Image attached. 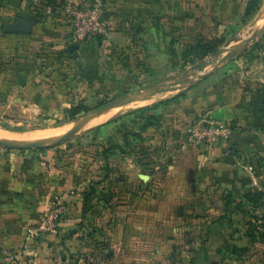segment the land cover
<instances>
[{
  "label": "rangeland",
  "instance_id": "1",
  "mask_svg": "<svg viewBox=\"0 0 264 264\" xmlns=\"http://www.w3.org/2000/svg\"><path fill=\"white\" fill-rule=\"evenodd\" d=\"M99 1L107 28L75 57L62 6L94 0H0L1 133L70 130L107 103L155 92L55 146L0 147L33 164L35 208L64 207L43 240L48 257L10 264H264V197L243 198L264 194V23L254 26L264 0L249 18L251 0ZM16 18L30 34L4 32ZM215 51L235 55L193 70ZM78 104L89 111L68 121ZM201 118L229 133L190 140Z\"/></svg>",
  "mask_w": 264,
  "mask_h": 264
},
{
  "label": "crops",
  "instance_id": "2",
  "mask_svg": "<svg viewBox=\"0 0 264 264\" xmlns=\"http://www.w3.org/2000/svg\"><path fill=\"white\" fill-rule=\"evenodd\" d=\"M61 44L63 46L64 42ZM148 100L149 97H146L126 106L143 104ZM27 164L25 157L0 152V264H10L12 258L19 259L25 254L48 257L51 253L48 244L43 240L52 236H45L31 243L25 239L27 226L43 214L41 209L39 211L35 208L36 188L39 186L36 171L32 163L26 169Z\"/></svg>",
  "mask_w": 264,
  "mask_h": 264
},
{
  "label": "built area",
  "instance_id": "3",
  "mask_svg": "<svg viewBox=\"0 0 264 264\" xmlns=\"http://www.w3.org/2000/svg\"><path fill=\"white\" fill-rule=\"evenodd\" d=\"M62 13L69 24V40L74 45H83L87 41L103 35L107 28L99 0H94L93 4L87 6L74 4L62 6ZM188 133L190 140L196 143L213 144L226 137L229 128L224 123L201 118L190 127ZM63 212L64 207L61 205H55L48 209L35 225L26 228L25 239L32 242L45 236H56ZM24 264H32V261L28 260Z\"/></svg>",
  "mask_w": 264,
  "mask_h": 264
},
{
  "label": "water",
  "instance_id": "4",
  "mask_svg": "<svg viewBox=\"0 0 264 264\" xmlns=\"http://www.w3.org/2000/svg\"><path fill=\"white\" fill-rule=\"evenodd\" d=\"M32 30V24L30 23L29 20H24L22 18H16L14 19V21L10 24L5 25L4 27V32L8 33V34H20V35H28L31 33ZM264 27L260 30V32H263ZM259 32V33H260ZM253 38L257 37V32L253 33ZM69 51L73 52L74 56L77 57L78 56V46L77 45H70L68 48ZM235 55L234 51L228 52V53H223V52H219V51H215L213 53L210 54L209 58L207 59V61H202L201 63H199L198 65H195L193 67V70H197V71H202L204 70L213 59L218 58L220 56H223L226 59H230ZM184 81H187L184 80ZM155 92L151 91L148 93H143V94H139V95H133V96H129L126 98H123L121 100L118 101H113L111 103H107L89 113H87L86 115H84L81 119H79L77 122H75V125L69 130L67 131V133H65V135L63 137H61L60 139L48 144V145H43V142L40 141H34L31 143H26V144H19L16 142H11V141H0V147L1 148H5V149H15V150H29V149H39L42 146H46V147H51V146H55L61 142H64L65 140H67L69 137H71L73 134L77 133L78 131H80L86 124H88L92 119L100 116L101 114H103L106 111H109L113 108L116 107H122L125 105H129L132 102H134L137 97H141V98H146V97H150L152 95H154Z\"/></svg>",
  "mask_w": 264,
  "mask_h": 264
},
{
  "label": "bare ground",
  "instance_id": "5",
  "mask_svg": "<svg viewBox=\"0 0 264 264\" xmlns=\"http://www.w3.org/2000/svg\"><path fill=\"white\" fill-rule=\"evenodd\" d=\"M255 21H256V23H254L255 24L254 26L256 28L262 27V23H264V6H263V9H262L260 15L258 16L257 20H255ZM143 99L144 98L137 97V99L134 102L141 101ZM133 105H138V104H133ZM116 108H119V107H116ZM113 109H115V108H113ZM67 131H69L68 127H59V128H54V129H46L43 131L31 132V133L24 134V135L21 134L18 136L8 135V133H1L0 132V140L16 142L19 144H26V143H31L34 141H40V142H43L42 143L43 145H48V144L60 139L61 137H63L65 135V133H67Z\"/></svg>",
  "mask_w": 264,
  "mask_h": 264
},
{
  "label": "trees",
  "instance_id": "6",
  "mask_svg": "<svg viewBox=\"0 0 264 264\" xmlns=\"http://www.w3.org/2000/svg\"><path fill=\"white\" fill-rule=\"evenodd\" d=\"M261 4V1L260 0H251L247 6H246V9H245V17L246 18H249L251 16H253L257 10H258V7L260 6ZM105 21H107L106 19H104ZM12 35V34H10ZM70 37V36H69ZM99 37L101 36H97L95 38H93L92 40L90 41H87L86 43L84 44H89L91 42H94L96 39H98ZM83 44V45H84ZM81 46V45H79ZM212 50L211 49H206L205 50V54H208L209 52H211ZM89 109L83 105V104H78V105H72L67 111H66V114H67V120L68 121H72L74 120L79 114L81 113H86L88 112ZM150 126V125H148ZM264 197V194L260 191H255L253 194L251 192H248V194H245L243 195V198L244 199H248L250 202L254 203V204H259L258 202L260 200H262V198Z\"/></svg>",
  "mask_w": 264,
  "mask_h": 264
}]
</instances>
